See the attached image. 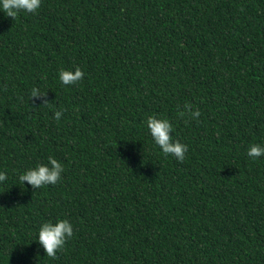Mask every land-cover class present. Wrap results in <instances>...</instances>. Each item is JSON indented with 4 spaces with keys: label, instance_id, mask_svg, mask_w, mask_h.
Segmentation results:
<instances>
[{
    "label": "trees",
    "instance_id": "trees-1",
    "mask_svg": "<svg viewBox=\"0 0 264 264\" xmlns=\"http://www.w3.org/2000/svg\"><path fill=\"white\" fill-rule=\"evenodd\" d=\"M76 67L86 79L62 85L59 70ZM150 115L170 120L183 161L153 143ZM252 143L264 145V0L0 12V264H264V155L248 157ZM49 157L60 180L18 182ZM57 219L73 235L50 258L34 240Z\"/></svg>",
    "mask_w": 264,
    "mask_h": 264
},
{
    "label": "clouds",
    "instance_id": "clouds-1",
    "mask_svg": "<svg viewBox=\"0 0 264 264\" xmlns=\"http://www.w3.org/2000/svg\"><path fill=\"white\" fill-rule=\"evenodd\" d=\"M41 5V0H0V12L14 18L19 12L35 13ZM83 72L79 67L75 70H66L61 68L58 72V79L62 85H75L81 82ZM30 98H35L41 101V105H48L46 92L40 88L33 87L30 92ZM185 111L178 113L179 116H184L189 109V105H185ZM62 111H56L54 118L59 120ZM190 115L193 119L200 116L198 110H192ZM146 127L152 138V141L157 145L164 155H172L177 161H183L185 153L188 150L186 144L179 140L173 139L171 133L173 125L168 118H161L155 115H150L146 119ZM264 155V145L252 143L247 148V156L257 158ZM64 171L63 165L58 160L49 157L47 163L37 164L34 167L28 168L18 174V182L24 184L27 182L32 188H40L46 185L55 184L61 179V173ZM6 180L4 171H0V182ZM73 235L72 224L67 219H57L53 221H44L40 224L36 238L38 244L42 247L44 254L50 258H54L58 250L63 249L66 239Z\"/></svg>",
    "mask_w": 264,
    "mask_h": 264
}]
</instances>
